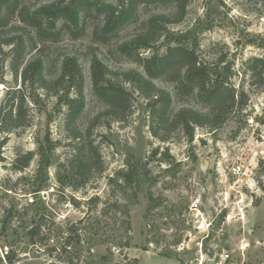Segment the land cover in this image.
Masks as SVG:
<instances>
[{"label":"rangeland","instance_id":"1","mask_svg":"<svg viewBox=\"0 0 264 264\" xmlns=\"http://www.w3.org/2000/svg\"><path fill=\"white\" fill-rule=\"evenodd\" d=\"M20 1L30 8L53 0ZM105 1L118 4L121 11L125 0ZM173 11V3L141 4L134 18L107 40L95 34L104 24L103 16L90 15L84 19L85 29L79 36L64 31L58 41H38L37 47L27 48L25 61L40 53L48 78L59 75L65 56H78L85 78L86 107L74 130L65 123V108L60 110L55 96L57 89L23 83L20 74L16 79L12 45L5 42L20 35L32 39V30L19 22L17 15L0 25V108L11 97L23 103L25 115L22 125L12 131L6 129L15 123L0 125V264H68L56 259L51 263L53 258H46L44 251L39 256L29 243L26 228L41 208H47L57 224L78 220L87 211L91 219L102 204L89 211L84 200L95 194L103 200L118 199L130 210L135 254L152 250L179 264H264V88L249 84L243 72L247 58L264 55V0H190L183 20L165 27L176 32L191 31L193 42L207 58L226 56L234 61V82L248 91L249 100L222 126L197 127L192 141L175 128L163 142L151 134L146 101L137 92L125 119L114 121L104 114L94 121L104 110L92 89L94 54L112 70L143 71L139 61L120 47L143 29L148 18ZM150 50H145L146 54ZM157 84L171 88L165 80ZM183 102L196 105L191 98ZM76 131L83 142L97 147L102 163L86 173V183L74 179L71 186L59 177L68 175L70 161L77 152L79 139L73 138ZM48 137L53 142L50 164L39 168L38 144ZM28 152L35 154L26 164ZM128 163L136 165L137 172L142 171L135 173L131 182L119 177ZM235 164L242 166L241 173H232ZM42 181L43 190L33 193ZM73 200L80 206L75 207ZM9 208L10 223L2 233ZM81 233L82 260H99L112 247L110 264H140L130 257L131 247L94 245L88 242L92 230ZM57 241L52 237L48 245ZM145 263L161 264L149 259Z\"/></svg>","mask_w":264,"mask_h":264},{"label":"trees","instance_id":"2","mask_svg":"<svg viewBox=\"0 0 264 264\" xmlns=\"http://www.w3.org/2000/svg\"><path fill=\"white\" fill-rule=\"evenodd\" d=\"M154 2L173 3L174 11L148 18L143 29L120 47L122 52L139 61L143 71H115L96 54L92 57L93 93L104 104V110L94 117V121L100 120L104 114L110 115L114 121L125 119L124 114L132 110L137 92L146 101L151 134L163 142L168 141L175 128H180L191 141L197 127L219 128L232 115L244 109L249 94L234 82V61L228 60L226 56L207 58L198 50L189 30L176 32L165 29L183 20L190 0H125L122 1L121 11H118V4L105 0H53L30 8L20 0H0V25H6L11 15H17L18 21L26 24L34 33L32 39L20 35L5 42V45H12V66L16 79L20 74L23 83L38 85L47 90L57 89L55 96L60 110L65 108V123L74 130L76 120L86 107L85 78L78 56H65L59 75L48 78L45 61L40 53L25 61L27 48L37 47L38 41H58L64 31L74 37L79 36L85 29L84 19L90 15L103 16L104 24L95 34L99 39L107 40L134 18L141 4ZM147 49H151L149 54L145 52ZM243 72L249 77V84L264 88V55L247 58L243 63ZM158 80L169 82L171 88L159 86ZM184 98L193 99L196 105L185 104ZM24 117L23 103L14 98L8 97L5 106L0 108V125L15 123L6 131L22 125ZM73 138L79 139L77 152L70 161L68 175L65 178L59 177L71 186L74 185V179L86 183L87 174L102 163L97 147L90 142H83L80 132L76 131ZM52 150L53 142L49 137L45 142H39L36 152L40 156L39 168L50 164L49 153ZM34 154L27 153L26 164ZM19 159L17 157L16 161ZM137 168L128 163L119 177L131 182L135 173H142L137 172ZM43 185L42 181L33 193L40 194ZM84 201L89 205V211L97 210L102 204L99 213L91 219L87 211L78 220L57 224L47 208L39 210L31 225L26 228L29 243L39 251V256L42 255L40 251H44L46 258H53L51 263L56 259L65 260L68 264H81V261L84 264H110L112 247H108V253L101 255L99 260H82L84 238L81 230L89 229L93 231V236L88 238V242L93 241L94 245L109 243L120 249L132 246L131 213L125 205L118 199L103 200L97 194ZM73 204L75 207L80 206L76 200H73ZM11 214L12 208L7 209L2 233L7 230ZM52 237L58 240L53 246L48 245ZM7 257L12 262L9 252Z\"/></svg>","mask_w":264,"mask_h":264},{"label":"crops","instance_id":"3","mask_svg":"<svg viewBox=\"0 0 264 264\" xmlns=\"http://www.w3.org/2000/svg\"><path fill=\"white\" fill-rule=\"evenodd\" d=\"M129 255L134 259L137 258L140 264H148L145 263V259L146 260L149 259L151 261L157 260L160 261L161 264H179L176 260L171 259L164 255H160L152 250H143V251L138 250L137 253L135 254L133 248L131 247V249H129Z\"/></svg>","mask_w":264,"mask_h":264},{"label":"built area","instance_id":"4","mask_svg":"<svg viewBox=\"0 0 264 264\" xmlns=\"http://www.w3.org/2000/svg\"><path fill=\"white\" fill-rule=\"evenodd\" d=\"M232 173L234 174H239L242 172V166L241 165H238V164H235L233 165L232 169H231ZM227 257V256H226Z\"/></svg>","mask_w":264,"mask_h":264},{"label":"water","instance_id":"5","mask_svg":"<svg viewBox=\"0 0 264 264\" xmlns=\"http://www.w3.org/2000/svg\"><path fill=\"white\" fill-rule=\"evenodd\" d=\"M46 195H47V194H46V193H44V197H46Z\"/></svg>","mask_w":264,"mask_h":264}]
</instances>
